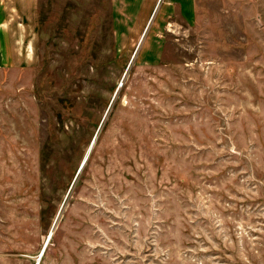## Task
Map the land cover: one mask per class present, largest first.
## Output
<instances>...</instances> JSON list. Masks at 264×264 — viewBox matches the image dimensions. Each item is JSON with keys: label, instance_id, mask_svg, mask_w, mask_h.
<instances>
[{"label": "rangeland", "instance_id": "374dc122", "mask_svg": "<svg viewBox=\"0 0 264 264\" xmlns=\"http://www.w3.org/2000/svg\"><path fill=\"white\" fill-rule=\"evenodd\" d=\"M1 18L0 264H264V0Z\"/></svg>", "mask_w": 264, "mask_h": 264}, {"label": "crops", "instance_id": "0c3cea01", "mask_svg": "<svg viewBox=\"0 0 264 264\" xmlns=\"http://www.w3.org/2000/svg\"><path fill=\"white\" fill-rule=\"evenodd\" d=\"M1 9H2V11L4 10L2 7H1ZM1 21H2V18L0 19V33L4 34L5 32H7L6 31L7 29H4V28H6L5 27L6 22H1ZM1 56H3V54Z\"/></svg>", "mask_w": 264, "mask_h": 264}, {"label": "water", "instance_id": "95a60500", "mask_svg": "<svg viewBox=\"0 0 264 264\" xmlns=\"http://www.w3.org/2000/svg\"><path fill=\"white\" fill-rule=\"evenodd\" d=\"M93 140H94V139H93ZM91 146H92V142H91V144H90V147H89L88 153L86 154V156H85V158H84L82 164H83L84 161L86 160V158H87V156H88V154H89V151H90ZM82 164H81V166H82ZM81 166H80V167H81ZM50 232H52V230H50ZM44 249H45V245L43 246L42 250H44ZM42 252H43V251H42Z\"/></svg>", "mask_w": 264, "mask_h": 264}]
</instances>
